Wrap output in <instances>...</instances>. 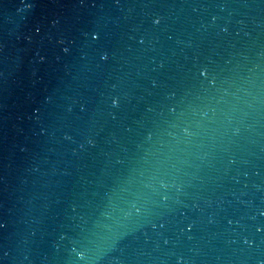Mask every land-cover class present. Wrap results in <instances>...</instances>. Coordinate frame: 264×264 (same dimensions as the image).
Segmentation results:
<instances>
[{
    "label": "water",
    "instance_id": "1",
    "mask_svg": "<svg viewBox=\"0 0 264 264\" xmlns=\"http://www.w3.org/2000/svg\"><path fill=\"white\" fill-rule=\"evenodd\" d=\"M0 264H264V0H0Z\"/></svg>",
    "mask_w": 264,
    "mask_h": 264
}]
</instances>
